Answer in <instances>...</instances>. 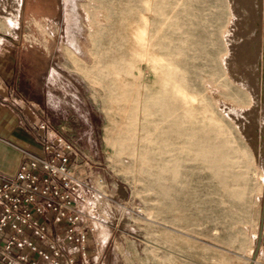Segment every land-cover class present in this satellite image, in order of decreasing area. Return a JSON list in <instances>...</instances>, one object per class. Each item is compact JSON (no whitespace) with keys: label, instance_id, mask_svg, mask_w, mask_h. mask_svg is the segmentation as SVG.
<instances>
[{"label":"rangeland","instance_id":"rangeland-1","mask_svg":"<svg viewBox=\"0 0 264 264\" xmlns=\"http://www.w3.org/2000/svg\"><path fill=\"white\" fill-rule=\"evenodd\" d=\"M141 3L0 0V39L18 50L21 71L34 76L36 120L73 141L89 159L92 174L103 177L110 194L126 205L125 213L121 207L109 215L113 239L107 242L108 232H100L96 264H249L259 232L264 242V206L257 189L264 185V156L260 162L257 149L261 142L264 155V0H184L176 13L177 29L166 30L189 89L202 92L230 131L239 196L230 195L204 162L185 159L190 155L184 151L165 161L168 155L152 143L148 163L139 167L126 153L113 156L106 144L113 126L105 109L106 87L116 80L115 68L132 45L134 21L141 14L156 18ZM235 46L238 60L231 73ZM254 55L258 66L250 61ZM148 75L145 70L143 81ZM175 132V146L190 138L203 141L185 123ZM173 156L179 157L177 165ZM256 256L258 262L251 264H264L261 244Z\"/></svg>","mask_w":264,"mask_h":264},{"label":"bare ground","instance_id":"bare-ground-1","mask_svg":"<svg viewBox=\"0 0 264 264\" xmlns=\"http://www.w3.org/2000/svg\"><path fill=\"white\" fill-rule=\"evenodd\" d=\"M183 5L184 0H142L140 7L143 11L153 12L156 18L149 20L147 14H141L134 21L129 36L132 45L122 63L115 68L116 80L110 87H106L105 109L110 113L113 122L111 132L106 135V144L111 147L113 156L126 153L135 159L139 167L148 163L152 143L157 142L158 152L168 155L164 158L165 161H169V156L175 151L179 153L184 151L190 155L185 159H199L204 162L206 169L208 168L218 178L219 183L230 195L239 196L241 193L236 190V186H239L237 180L240 174L232 171L234 159L238 156L235 154L237 149L231 145L230 131L218 114V110L211 108L204 101L202 92L192 93L177 57L175 54L172 56V37L166 30L177 29L176 13ZM236 51L235 46V54L232 55L233 60L228 67L230 71L232 70L231 73H234V66L238 60L234 58L237 57ZM251 60L258 66L255 55L250 58ZM261 61V72L264 74V58ZM145 70L149 72V80L143 81ZM223 71L227 77L230 76L225 69ZM118 72L128 78L117 76ZM247 84L252 88L254 86L249 77ZM155 116L158 118L155 119ZM244 120L246 121L247 117ZM181 123L195 128L199 139L203 141L194 143L188 135L190 139L186 145L175 146V126ZM241 124H243L242 120ZM148 126H151V129ZM248 128L251 129V125ZM247 133L250 134L248 131ZM257 142H253L255 146ZM257 149L262 162L264 155L261 142ZM173 157L176 164L179 157ZM246 161L249 167L254 165L252 159ZM247 171H250V168ZM262 188L263 184L257 187L260 192ZM221 256L225 257L224 254ZM258 257L255 256L252 261L250 260L251 263L258 262Z\"/></svg>","mask_w":264,"mask_h":264},{"label":"built area","instance_id":"built-area-1","mask_svg":"<svg viewBox=\"0 0 264 264\" xmlns=\"http://www.w3.org/2000/svg\"><path fill=\"white\" fill-rule=\"evenodd\" d=\"M35 127L40 152L21 149L15 173L0 175V264H96L100 232L113 239L109 215L126 205L73 141L45 121Z\"/></svg>","mask_w":264,"mask_h":264},{"label":"crops","instance_id":"crops-1","mask_svg":"<svg viewBox=\"0 0 264 264\" xmlns=\"http://www.w3.org/2000/svg\"><path fill=\"white\" fill-rule=\"evenodd\" d=\"M18 50L0 39V175L11 176L24 156L40 152L44 132L35 124L33 74L21 71Z\"/></svg>","mask_w":264,"mask_h":264},{"label":"water","instance_id":"water-1","mask_svg":"<svg viewBox=\"0 0 264 264\" xmlns=\"http://www.w3.org/2000/svg\"><path fill=\"white\" fill-rule=\"evenodd\" d=\"M262 206H264V185H263V191H262ZM261 220H262V217H261ZM261 238H262V236H261V233L259 232L254 250H253L252 255H251V259H250L251 261L255 258L256 254L259 250V246L261 244ZM251 261L249 262V264H251Z\"/></svg>","mask_w":264,"mask_h":264}]
</instances>
